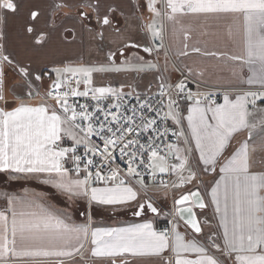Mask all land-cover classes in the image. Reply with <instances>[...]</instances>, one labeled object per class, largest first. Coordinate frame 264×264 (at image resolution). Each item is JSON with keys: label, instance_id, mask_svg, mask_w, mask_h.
I'll return each instance as SVG.
<instances>
[{"label": "snow or ice", "instance_id": "1", "mask_svg": "<svg viewBox=\"0 0 264 264\" xmlns=\"http://www.w3.org/2000/svg\"><path fill=\"white\" fill-rule=\"evenodd\" d=\"M225 19L235 50L209 48ZM192 56L217 65L182 67ZM217 66L230 73L222 103L202 90ZM173 71L183 78L169 83ZM128 73L153 81L143 94L103 82ZM0 174L88 210L76 223L27 189L3 194L0 264H264V0H0ZM154 192L173 193L169 211ZM96 206L142 222L96 227Z\"/></svg>", "mask_w": 264, "mask_h": 264}, {"label": "crops", "instance_id": "2", "mask_svg": "<svg viewBox=\"0 0 264 264\" xmlns=\"http://www.w3.org/2000/svg\"><path fill=\"white\" fill-rule=\"evenodd\" d=\"M64 11H67L65 9ZM230 19H225L221 22H219L213 32V35L209 37L208 39V47L214 48L218 50H235L231 47L230 43L226 40L225 34L228 24L230 23ZM57 25L63 23L62 19L60 17H57L56 19ZM39 26H43V21H41V24ZM17 31L16 26L14 25L12 28V34L15 36V33ZM135 39L140 40L143 37V33L133 30L130 33ZM170 47L175 48L176 42L175 40L169 41ZM142 55H145L146 59H153V57H148L147 54L141 53ZM94 55H98L95 54ZM160 63L163 66V57H160ZM184 64L188 65H203L207 64L209 67L213 65H217V62L214 60H203L200 57L192 56L188 57L182 60L181 66L183 67ZM179 72H170L165 73V76L167 77L168 81L174 79ZM230 73L227 71L221 72L220 67L217 66L213 71H211L209 74L205 77V83L207 84L206 89H218V88H224L226 87V81L229 79ZM153 81V74L151 73H128V74H106L103 77V82L105 83H111L112 86L118 87L121 83H124L126 85L125 91H129L130 89L127 87V85H131L132 88H134L136 91L143 93L145 89L148 87L149 83ZM16 78L9 74L8 77V86L11 87L13 84H15ZM101 77H97V83H101ZM47 83V81H45ZM155 84L152 85V90H155ZM38 99L30 101V103H37ZM223 102V95L221 96V99L218 103ZM182 107H185L182 103ZM186 115V107L185 112ZM241 139V137H237L236 140L233 141V146L237 144V142ZM214 174H209L207 176H203V184L200 186L201 190L203 192L205 185H211L214 183L213 179ZM218 178V176L216 177ZM22 182L19 189H9L6 188L5 190L0 187V208L4 207V195L3 194H10V195H17V196H23L25 194V190H28V194L30 196H36L42 199V201L51 206L54 209L58 210H67L69 214L72 217V220L76 223H83L84 222V215L82 214L87 210L86 207V201L77 200L76 202H70L67 200V198L57 192L56 189L52 188L51 185H45L43 183H40L37 180L31 179V180H20ZM187 191V189H185ZM184 190V191H185ZM162 193H152L151 195H160ZM175 195H179L175 193ZM172 199H173V193H169L167 196V200L164 202H161V200H156L157 205H160L159 207L162 208L164 211H169L172 208ZM90 213L93 217L94 226L96 227H126L131 223H140L142 222V218L140 217H134L132 215L131 209L126 208H117L115 210L111 208L106 207H93L90 210ZM211 211L208 212V216H211ZM148 218L152 219L154 227L158 229V227H162L167 225V219L164 216H160L157 218H152V214L148 213Z\"/></svg>", "mask_w": 264, "mask_h": 264}, {"label": "built area", "instance_id": "3", "mask_svg": "<svg viewBox=\"0 0 264 264\" xmlns=\"http://www.w3.org/2000/svg\"><path fill=\"white\" fill-rule=\"evenodd\" d=\"M153 59H154V58H153ZM182 78H183V77H181L180 73H178L177 76H176L174 79H172V80H170V81H168V82H169V83H175V82H177L179 79H182ZM189 87H190L193 91L196 90V85H195V83L189 82ZM223 89H224V88H218V89H202V90L215 91V92H216V99H217V102H219L220 99H221V96L223 95ZM155 91H156V89L153 90V92H155ZM143 93H144V92H143ZM143 93H141V94H143ZM37 99H38V98H37ZM75 99H77L79 103H84V102H85V98H75ZM126 99H127V104L125 105V107H127V108H131V107L136 103V101H135V97H134V96H133V97L126 98ZM129 114H130V113H129ZM147 115H149V116H154L155 113H147ZM165 125H171V121L162 122V125H161V126L163 127V126H165ZM93 139H94L97 143H101V142L99 141V138H98V137H93ZM146 139H147L146 137H141L142 142H146ZM169 139H170V141H174V140H175V137H172L171 134H169ZM65 143H66V144H70L71 141L66 140ZM80 152H81V154H82V152H83V148H82V147L80 148ZM116 157H117V161H116L117 164H119V166H120L121 169H124V168L126 167V165L123 163V161H121V160L119 159V152H118V151H117V153H116ZM69 166H70V165H69ZM165 179H174V178L165 177ZM182 190H185V189H182ZM182 190H180V191H182ZM158 206H160V205H158ZM167 227H168V224L165 225V226H162V227H158V230H163L164 228H167Z\"/></svg>", "mask_w": 264, "mask_h": 264}, {"label": "rangeland", "instance_id": "4", "mask_svg": "<svg viewBox=\"0 0 264 264\" xmlns=\"http://www.w3.org/2000/svg\"><path fill=\"white\" fill-rule=\"evenodd\" d=\"M20 180H23V179H19V180H11L9 179L5 174H0V187L2 189H6V188H9V189H19V187L23 186L21 185L22 182ZM188 190V188H185ZM186 191V190H185ZM177 194H179V191L176 192ZM153 197L156 199V200H161V202H164L167 200V198H165L163 196V194H160V195H153ZM163 204V203H162ZM162 204H160L162 206Z\"/></svg>", "mask_w": 264, "mask_h": 264}, {"label": "water", "instance_id": "5", "mask_svg": "<svg viewBox=\"0 0 264 264\" xmlns=\"http://www.w3.org/2000/svg\"><path fill=\"white\" fill-rule=\"evenodd\" d=\"M149 214H151V213H149Z\"/></svg>", "mask_w": 264, "mask_h": 264}]
</instances>
